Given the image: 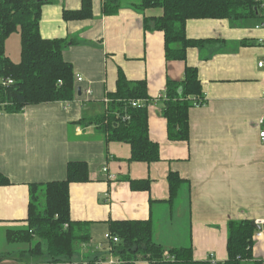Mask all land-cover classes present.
<instances>
[{
  "label": "crops",
  "instance_id": "crops-1",
  "mask_svg": "<svg viewBox=\"0 0 264 264\" xmlns=\"http://www.w3.org/2000/svg\"><path fill=\"white\" fill-rule=\"evenodd\" d=\"M102 1L93 0V16L80 20L65 21L62 15L79 9L80 0H48L41 6L40 34L67 42L62 58L71 63L74 77H83L75 80L80 94L0 111V173L10 181L0 185V254H8L0 264L85 263L107 251L108 224L128 219H150L153 241L166 250L190 245L197 261L211 256L225 261L228 221H264V140L259 136L264 66H258L264 63V9L261 16L237 23L187 20L188 38L220 42L188 48L180 61L165 59L161 31L144 30V16H158L161 9L141 11L139 0H120L118 12L107 16ZM10 35L5 54L19 61L20 37L16 59V53H7ZM185 65L198 69L206 102L189 109L190 130L183 141L168 139L163 103L148 105V135L159 145V160L132 161L129 143L106 141L94 124L81 123L106 109L103 98L116 88L117 68L130 80L144 79L153 99L164 93L167 79L181 80ZM70 161L87 164L88 180L71 182L68 189L70 219L81 222L88 240L67 261L50 262L45 253L15 259L29 244L9 243L6 231L27 226L29 184L65 179ZM171 171L183 180L172 205ZM141 179L149 180V189H132L129 180ZM260 227L262 236L253 239L247 264L264 257V222Z\"/></svg>",
  "mask_w": 264,
  "mask_h": 264
},
{
  "label": "trees",
  "instance_id": "trees-1",
  "mask_svg": "<svg viewBox=\"0 0 264 264\" xmlns=\"http://www.w3.org/2000/svg\"><path fill=\"white\" fill-rule=\"evenodd\" d=\"M48 0H0V79H10V84H0V103L3 111L15 112L27 105L44 102L68 101L77 95V86L70 62L62 58L66 43L62 38H43L39 31L41 6ZM77 10L65 9L63 19L80 20L91 18L93 0H80ZM263 3V4H262ZM120 0H103L101 12L112 15L118 12ZM136 8L141 11L161 9L158 16H144L145 31L163 33V55L166 60H185L188 48H204L217 44L218 40L191 39L185 34V23L194 18L228 19L231 23L261 16L264 0H139ZM20 37V58L13 62L5 54V40L15 32ZM116 88L107 94L110 100L103 113L83 119L82 124H94L106 141L130 144V160L155 162L160 159L159 145L148 135L147 106L133 107V99H146L147 84L144 79L130 80L117 68ZM163 93V115L167 136L172 140H187L189 109L206 102L196 67L185 65L181 80L167 79ZM196 98V100H194ZM202 99V100H201ZM128 115V116H127ZM88 180L86 162L70 161L63 180L29 184V206L27 226L18 230H7L9 243H27L29 248L17 253L15 259L36 257L45 253L50 262L69 260L88 235L81 234V222L71 221L69 215V189L71 182ZM10 181L0 173V185ZM183 180L178 173L170 172L168 203L173 204ZM134 190H148L149 180H129ZM251 220H229L225 261L214 264H247L252 257L253 235L256 228ZM109 233L117 236L116 243L109 241L110 251H102L88 262L106 259L107 253L117 256L121 264H135L138 259L148 264H213L210 257L197 261L191 246L164 249L153 241L150 219L117 220L108 224ZM8 254H0V261ZM83 264V263H77ZM260 264V260L258 262Z\"/></svg>",
  "mask_w": 264,
  "mask_h": 264
},
{
  "label": "built area",
  "instance_id": "built-area-1",
  "mask_svg": "<svg viewBox=\"0 0 264 264\" xmlns=\"http://www.w3.org/2000/svg\"><path fill=\"white\" fill-rule=\"evenodd\" d=\"M263 4V3H262ZM260 27H264V24H262ZM258 66L259 67H261V66H264V63L262 62V61H260V62H258ZM75 79H76V81L77 82H81L82 81V79H83V77L82 76H79V75H77L76 77H75ZM12 82V80H10V79H7V80H2V79H0V84H10ZM88 92H90V90H88ZM263 95H264V92H263ZM163 99H164V95L163 94H157V96L156 97H154L153 99H151V101L149 102V101H147L146 99H142V98H139V99H133V100H131V102H130V104H131V106H133V107H137V108H139V107H142V106H147L148 107V105H150V104H152L153 102H156V101H161L162 103H163ZM103 100H104V103L107 105L108 103H109V99L107 98V97H105V98H103ZM194 100H196V98H194ZM202 100V99H201ZM197 102L198 103H196L197 105H201V104H204L202 101L199 103V101L197 100ZM4 106H6V103L5 102H3V103H0V111H3V108H4ZM128 116V115H127ZM260 122L262 123L263 122V120L261 119L260 120ZM259 136H260V138H262L263 140H264V129H261L260 130V132H259ZM106 168H104V170H105ZM264 221L263 220H256L255 221V224H259V225H262V223H263ZM262 230H261V227L254 233V235H253V239L254 240H256L258 237H260V236H262ZM105 240L107 241V242H109V241H111V242H115L116 243V241L118 240V237L117 236H112L110 233H106L105 234ZM110 248H111V246H109L108 245V247H107V251H110ZM210 261H211V263H215L216 262V260L215 259H213V257L211 256L210 257ZM83 264H121V261H120V259L117 257V256H112L110 253H108V257L106 258V259H98V260H95V261H93V262H85V263H83ZM260 264H264V257H262L261 259H260Z\"/></svg>",
  "mask_w": 264,
  "mask_h": 264
},
{
  "label": "rangeland",
  "instance_id": "rangeland-1",
  "mask_svg": "<svg viewBox=\"0 0 264 264\" xmlns=\"http://www.w3.org/2000/svg\"><path fill=\"white\" fill-rule=\"evenodd\" d=\"M9 38H11V39H10V41L8 43L7 53H8V55H10V57H13L15 55V53H16V59H18L17 58V54H18V49H19V40H18L19 32L15 31V32L11 33ZM15 61L18 62V60H15Z\"/></svg>",
  "mask_w": 264,
  "mask_h": 264
},
{
  "label": "water",
  "instance_id": "water-1",
  "mask_svg": "<svg viewBox=\"0 0 264 264\" xmlns=\"http://www.w3.org/2000/svg\"><path fill=\"white\" fill-rule=\"evenodd\" d=\"M80 92H81V89L78 87V88H77V93L80 94ZM251 224H252L255 228H257V227L260 228V225H259V224H255L254 221H252Z\"/></svg>",
  "mask_w": 264,
  "mask_h": 264
}]
</instances>
